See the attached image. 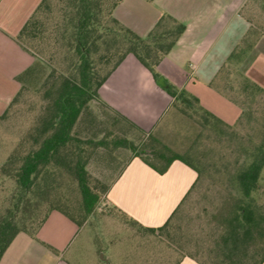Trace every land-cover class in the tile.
<instances>
[{
    "label": "trees",
    "instance_id": "16d2710c",
    "mask_svg": "<svg viewBox=\"0 0 264 264\" xmlns=\"http://www.w3.org/2000/svg\"><path fill=\"white\" fill-rule=\"evenodd\" d=\"M121 1L42 0L15 37L17 44L34 58L33 64L18 77L20 83L33 70L35 59L45 53L49 54L51 71L40 90L42 105L39 113L13 152L0 164V179L13 183L8 200L0 203V260L17 235L25 233L37 239L38 230L52 211L61 212L79 227L84 225L83 219L69 213L56 198L58 179L62 175L77 182L84 218L93 212L99 202V193H106V185L91 177L87 165L93 153L105 149L107 143L102 139L75 136L73 129L86 106L98 100L99 88L128 55H133L173 99L171 106L178 107L182 114L200 111L201 126L209 131L210 137L213 135L215 142L226 130L233 131V126L205 110L197 98L171 85L157 71L159 63L175 47L186 26L163 14L148 34L141 37L113 16ZM250 86L259 93V99L254 107L248 102L243 104L237 124L264 104V92L253 84ZM21 90L22 86L7 109L16 102ZM119 118L149 137L151 149L146 153L148 145L144 144L143 149L138 150L126 139L117 141L115 147L130 150L133 157H138L159 174L165 173L174 161L182 162L197 174L191 189L161 227H143L128 218L142 230L154 234L168 225L198 182L200 172L187 156L170 150L150 133L142 132L121 116ZM155 143L159 144L158 148ZM250 157L251 161L230 177V194L218 214V236L209 250L214 254L212 264L264 262V205H258L253 196L261 186L264 142Z\"/></svg>",
    "mask_w": 264,
    "mask_h": 264
},
{
    "label": "crops",
    "instance_id": "0c3cea01",
    "mask_svg": "<svg viewBox=\"0 0 264 264\" xmlns=\"http://www.w3.org/2000/svg\"><path fill=\"white\" fill-rule=\"evenodd\" d=\"M41 1L0 0V115L21 87L18 77L34 62L15 37ZM163 14L186 29L159 63V74L227 125L237 124L243 104L254 107L259 99L250 85L264 92V0H122L113 11L116 20L141 37ZM97 102L148 134L157 129L173 99L128 55L99 88ZM95 158L108 159L101 164L108 173L96 177L107 187L106 203L147 228L165 224L197 178L180 161L171 163L163 174L133 156L119 167V154L104 149L96 150L89 160L91 175L89 166ZM82 229L52 211L37 239L17 235L0 264H99L87 234L82 250L73 248ZM124 249L111 246L104 256L106 264H159L142 260L138 249L132 254ZM174 264L200 263L185 255Z\"/></svg>",
    "mask_w": 264,
    "mask_h": 264
},
{
    "label": "rangeland",
    "instance_id": "374dc122",
    "mask_svg": "<svg viewBox=\"0 0 264 264\" xmlns=\"http://www.w3.org/2000/svg\"><path fill=\"white\" fill-rule=\"evenodd\" d=\"M49 54L35 59L33 70L22 79L21 94L0 116V164L13 152L20 138L31 127L42 105V84L51 71ZM258 112V114H257ZM200 111L182 114L178 107L171 106L157 129L150 136L170 150L187 156L198 168L200 178L186 200L179 206L168 225L154 234L148 233L114 208L99 193V202L93 212L84 218L81 210V195L77 182L67 175L58 179L56 198L77 219L85 221L75 245L82 250L84 234L92 240V249L99 264H106L105 257L112 246H122L128 254L136 252L146 262L174 264L185 255L195 257L205 264H212V250L217 239L222 206L230 194L231 175L243 169L250 161L255 148L264 142V104L258 111L239 124L233 131H225L216 142L205 131ZM212 133V132H211ZM213 134V133H212ZM85 139L105 140L104 149L109 154H119V167L133 153L115 147L120 139L132 142L138 150L149 147L150 138L129 126L99 102L92 101L84 109L74 132ZM158 148L159 144L155 143ZM107 158H95L89 166L92 178L104 177ZM108 173V172H107ZM103 175V176H102ZM264 172L260 178V189L253 194L258 205H264ZM93 185L92 182H90ZM13 189V183L0 179V203H5ZM86 237V238H87ZM90 243V242H89ZM74 244V243H73Z\"/></svg>",
    "mask_w": 264,
    "mask_h": 264
}]
</instances>
